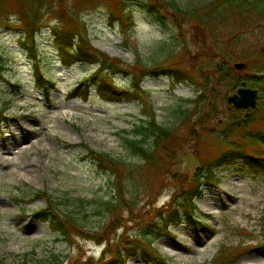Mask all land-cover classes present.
Instances as JSON below:
<instances>
[{
	"label": "rangeland",
	"instance_id": "1",
	"mask_svg": "<svg viewBox=\"0 0 264 264\" xmlns=\"http://www.w3.org/2000/svg\"><path fill=\"white\" fill-rule=\"evenodd\" d=\"M177 1L183 9L198 12L197 9L214 0ZM52 2L56 8L45 13L34 40L42 69L50 81L43 87L36 80L34 57L23 44L25 36L17 13L18 2L0 0V52L6 59L0 100L1 104H9L6 114L9 120L0 124V258L4 264H73L91 256L98 259L105 244L98 245L80 236L73 237L69 243L52 231L48 223L32 217L33 212L46 206V199L37 196V191L47 189L58 199L69 197L68 207L62 208L71 212L84 229L100 232L104 216L97 211L104 212L102 203L114 194L113 176L97 169L91 159H83L86 154L83 143L129 163H143L126 146L122 138L125 131H132L140 119H147V110L156 113L162 125L179 124L176 130L186 135L187 126L180 124L179 117L184 109L191 108L192 115L197 110L194 99L200 88L198 71L203 70L207 75L212 61L219 58V50L202 26L185 22L181 36L172 19L164 21L151 14L146 3L155 0H125L123 8L130 20L124 22L117 12L119 0ZM68 9L81 18L92 45L99 51L131 66L137 56L148 66L175 62L188 68L195 81L175 83L168 75L150 73L142 80L141 102L103 100L92 85L85 98L84 88L90 83L86 79L98 69L97 65L76 63L67 67L52 36L54 26L72 22L69 15L64 18L59 15ZM221 33L220 44L230 28L224 27ZM244 34L251 39L244 51L263 49L264 31L253 28L243 31ZM255 59L251 58L250 63ZM239 75L244 76L245 72ZM131 77L130 73L121 71L114 75V80L128 86ZM80 86L78 94L73 95ZM218 93L222 95V89ZM224 110L228 109L221 107L222 115ZM128 136L134 137L132 133ZM210 140L209 137L204 140L199 161L218 151ZM188 150L193 152L188 144L177 148L176 154L180 156L176 155L173 166L181 172L188 173L198 165ZM142 173L155 174L147 166L142 168ZM215 174V184L205 185L194 199L200 222L195 226L172 225L170 229L177 235L175 241L166 236L154 240V246L168 258L167 264H218L215 257L223 246L264 242V175L254 174L242 161L223 166ZM161 185L156 186L155 197H139V207L149 202L147 210L166 206L174 188L171 185L160 188ZM150 215L144 224L129 223L128 234L141 238L143 231L148 232L146 223L156 213ZM123 231L124 228L119 229L117 237ZM127 264L144 263L137 253L129 256ZM236 264H264V246L256 247Z\"/></svg>",
	"mask_w": 264,
	"mask_h": 264
},
{
	"label": "trees",
	"instance_id": "2",
	"mask_svg": "<svg viewBox=\"0 0 264 264\" xmlns=\"http://www.w3.org/2000/svg\"><path fill=\"white\" fill-rule=\"evenodd\" d=\"M16 1L19 5V21L25 36L23 44L34 57L36 80L45 87L50 81L42 69L41 57L36 52L34 40L40 31L45 13L54 12L56 7L52 0ZM124 1L119 0L117 11L123 22L130 20L129 13L123 8ZM146 7L161 20L172 19L181 36L184 35L185 22L192 21L205 28L219 50V58L216 62L212 61L207 75L203 70L198 71L200 88H197L199 93L194 99V107L197 110L195 109L192 115L191 108L184 109L179 117L180 124L187 126L186 135L182 136L176 130L179 124L162 125L157 121L156 113L147 110V119H140L132 131H125L126 135L122 138L126 146L133 154L139 156L143 163L132 164L83 143L86 149L83 159H91L97 169L113 176L114 194L102 203L104 212L97 211L99 215L104 216L100 232L84 229L71 212L62 208L68 207L66 202L70 200L69 197L58 199L47 189L37 191V196L46 199V206L33 212L34 219L48 223L52 231L58 232L69 243L73 242V237L80 236L97 244H105L98 259L91 256L85 261L78 259L73 264H127L129 256L137 253L144 264H167V257L153 245L154 240L166 236L175 241L176 235L170 229L172 225L187 223L195 226L199 223L194 198L201 194L204 184L214 183L216 169L242 161L243 166L248 167L254 174L264 175V47L261 51H256L255 48L252 51H244L251 39L243 35V31L253 28H257L259 32L264 31V0H214L197 9L198 12L183 9L177 0H155V3H146ZM59 15L62 18L69 15L72 20L62 26L53 27L52 36L62 63L67 67L80 62L98 65V70L86 81H90L97 95L103 100L141 102L144 95L142 80L150 73L155 76L168 75L175 83L195 81L188 68L175 62H157L148 66L137 56L131 66L120 58L111 57L92 45L87 28L78 14L68 9L67 13ZM226 26L230 28V33L225 34L224 42L220 44V37L223 36L221 30ZM235 32L239 34L233 36ZM28 43H31L30 48ZM253 57L256 59L254 63H250ZM238 61L246 63L243 70L234 68V63ZM5 71L6 59L0 52V81L4 79ZM121 71L132 75L128 86H121L114 80V74ZM241 71L245 72L244 76L239 75ZM244 80L250 87L258 90V105L245 109L231 107L227 103V96ZM14 87L19 88V85ZM89 88V84L84 88L85 98L89 94ZM80 89L78 87L72 94H78ZM220 89L222 95L218 93ZM8 106V103L1 104L0 100V124L9 120L6 115ZM221 107L228 109L224 110L225 115L221 114ZM130 133L134 137H129ZM206 137L211 139L218 151L199 161ZM185 144L190 145L193 152L188 151L198 164L188 173L173 166L176 155L180 156L176 154L177 148ZM144 166L155 174L145 176L142 173ZM158 184H162L160 188L167 185L174 188L167 205L147 210V206L151 204L149 202L148 205L139 207V197H155L158 194ZM155 213V218L146 223V229L149 231H143L141 238L128 234L129 223H141L149 214ZM121 228H124V231L117 237V231ZM258 244L224 247L215 262L236 264L255 247L264 245L263 242ZM0 264H4L2 258Z\"/></svg>",
	"mask_w": 264,
	"mask_h": 264
},
{
	"label": "water",
	"instance_id": "3",
	"mask_svg": "<svg viewBox=\"0 0 264 264\" xmlns=\"http://www.w3.org/2000/svg\"><path fill=\"white\" fill-rule=\"evenodd\" d=\"M244 66L245 64L241 62L235 64L236 69H242ZM245 86L246 83L243 82V86L237 91V93L228 97L229 103L234 104L237 108H251L255 107L257 104L256 91Z\"/></svg>",
	"mask_w": 264,
	"mask_h": 264
}]
</instances>
